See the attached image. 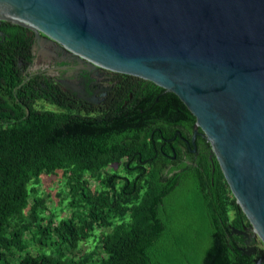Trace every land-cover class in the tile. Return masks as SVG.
I'll return each mask as SVG.
<instances>
[{"label": "trees", "instance_id": "obj_1", "mask_svg": "<svg viewBox=\"0 0 264 264\" xmlns=\"http://www.w3.org/2000/svg\"><path fill=\"white\" fill-rule=\"evenodd\" d=\"M0 57V264H253L237 249L241 238L231 234L248 221L219 168L212 186L192 173L166 179L154 159L146 168L133 167L124 157L150 148L149 133L139 138L142 128L113 113L89 117L67 110L59 96L51 101L57 110L34 109L32 89L19 87L14 55L5 51ZM148 83L195 121L176 95ZM114 164L122 174L109 169ZM57 172L73 212L55 222L44 215L36 186L42 175ZM190 219L209 239L200 262L179 239ZM30 232L38 250H54L30 252ZM90 239L92 249L83 251Z\"/></svg>", "mask_w": 264, "mask_h": 264}, {"label": "water", "instance_id": "obj_2", "mask_svg": "<svg viewBox=\"0 0 264 264\" xmlns=\"http://www.w3.org/2000/svg\"><path fill=\"white\" fill-rule=\"evenodd\" d=\"M0 20L176 95L248 221L238 251L264 264V0H0Z\"/></svg>", "mask_w": 264, "mask_h": 264}, {"label": "flooded vegetation", "instance_id": "obj_3", "mask_svg": "<svg viewBox=\"0 0 264 264\" xmlns=\"http://www.w3.org/2000/svg\"><path fill=\"white\" fill-rule=\"evenodd\" d=\"M5 51L14 55L17 80H22L19 87L27 85L33 91L34 109L57 110L59 107L51 101L59 96L65 109L73 112L89 117L113 113L142 128L139 138L149 133L146 143L150 148L124 157L133 167L146 168L147 161L154 159L166 179L192 173L199 182L210 180L214 185L219 166L201 129L177 103L166 99L164 92H157L147 81L92 66L41 33L0 20V54ZM2 77L0 108L5 92ZM238 237L241 247L243 238ZM252 244L256 245V241Z\"/></svg>", "mask_w": 264, "mask_h": 264}, {"label": "rangeland", "instance_id": "obj_4", "mask_svg": "<svg viewBox=\"0 0 264 264\" xmlns=\"http://www.w3.org/2000/svg\"><path fill=\"white\" fill-rule=\"evenodd\" d=\"M109 169L115 170L121 174L123 173V168L118 164L109 166ZM64 183L65 179L63 175H61V172H57L56 174L42 175L40 177V184L36 186L39 195L44 199L43 206L46 207V210L43 211L44 215L48 218L53 217L55 222L60 219H66L70 217L73 212L70 208L66 206V202L70 200V197L67 195V192H65L67 191V189H65ZM91 184L93 187L98 186L95 181H91ZM60 192L62 193L60 196L56 195ZM189 222L192 225L186 224L181 227L179 232V239L181 241L182 246L185 247L186 250L190 253L192 260H194L195 262H200L205 249L209 245L208 235L206 234L204 227H201L199 225L197 226L195 224L196 222L192 219H190ZM110 230L111 228L105 231L109 232ZM195 230L199 232L198 235H196ZM99 233L100 231L96 230L95 236H98ZM33 237L34 236L31 232L27 233L25 236V239L30 244V252L40 251V253L50 254L54 250V247H47L43 250H38V246L33 242ZM90 240L89 243H85L84 245H82L83 251H85L86 249H92L94 243L92 239ZM256 245L259 248L264 249V245L258 239L256 241Z\"/></svg>", "mask_w": 264, "mask_h": 264}, {"label": "bare ground", "instance_id": "obj_5", "mask_svg": "<svg viewBox=\"0 0 264 264\" xmlns=\"http://www.w3.org/2000/svg\"><path fill=\"white\" fill-rule=\"evenodd\" d=\"M8 17H11V16H8ZM12 18H14V17H12ZM14 19H16V18H14ZM16 21L21 22L18 19H16ZM21 23H24V22H21ZM24 24H26V23H24Z\"/></svg>", "mask_w": 264, "mask_h": 264}]
</instances>
